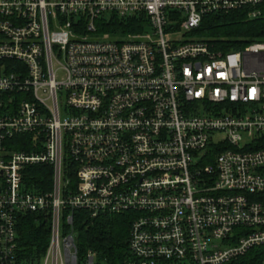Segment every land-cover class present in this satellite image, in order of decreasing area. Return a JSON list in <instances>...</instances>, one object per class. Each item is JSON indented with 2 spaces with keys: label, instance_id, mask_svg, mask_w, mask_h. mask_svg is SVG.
Instances as JSON below:
<instances>
[{
  "label": "built area",
  "instance_id": "1",
  "mask_svg": "<svg viewBox=\"0 0 264 264\" xmlns=\"http://www.w3.org/2000/svg\"><path fill=\"white\" fill-rule=\"evenodd\" d=\"M263 3L0 0V264H107L80 257L78 212L130 215L122 264H231L264 246V43L225 54L189 36ZM40 165L50 191L28 182ZM29 214L50 233L30 256Z\"/></svg>",
  "mask_w": 264,
  "mask_h": 264
},
{
  "label": "trees",
  "instance_id": "2",
  "mask_svg": "<svg viewBox=\"0 0 264 264\" xmlns=\"http://www.w3.org/2000/svg\"><path fill=\"white\" fill-rule=\"evenodd\" d=\"M254 10H260L261 16L251 19L249 15ZM119 26L123 25L119 24ZM136 29L135 32L138 30ZM118 31L126 33L128 30L119 28ZM194 35L207 42L216 51L225 54L243 51L256 42L264 43L258 41L264 39V3L257 7L251 6L207 15ZM23 146L20 144L15 149L30 151ZM28 172V182L34 188L47 191L52 189L51 166H33L28 169ZM256 200L264 204V194ZM74 229L77 233L76 242L80 257L92 251L107 264H122L130 256L128 243L131 218L129 214L92 218L86 212H78L74 217ZM18 234L20 247L29 256L34 250L44 252L50 242L48 223L42 217L26 215L20 222ZM231 264H264V246L252 248Z\"/></svg>",
  "mask_w": 264,
  "mask_h": 264
},
{
  "label": "rangeland",
  "instance_id": "3",
  "mask_svg": "<svg viewBox=\"0 0 264 264\" xmlns=\"http://www.w3.org/2000/svg\"><path fill=\"white\" fill-rule=\"evenodd\" d=\"M189 36H190V38H192V39L200 40V37L197 38V36H195L194 33L191 34V35H189ZM258 41H262V42H264V39H260V40H258ZM256 43H258V42H256Z\"/></svg>",
  "mask_w": 264,
  "mask_h": 264
}]
</instances>
